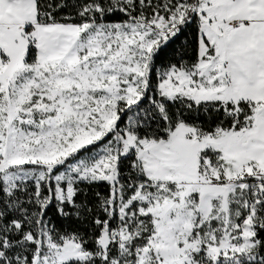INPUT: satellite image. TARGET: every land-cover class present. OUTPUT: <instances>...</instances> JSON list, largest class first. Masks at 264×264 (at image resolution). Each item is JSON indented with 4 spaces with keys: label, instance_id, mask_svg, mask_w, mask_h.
Here are the masks:
<instances>
[{
    "label": "snow or ice",
    "instance_id": "obj_1",
    "mask_svg": "<svg viewBox=\"0 0 264 264\" xmlns=\"http://www.w3.org/2000/svg\"><path fill=\"white\" fill-rule=\"evenodd\" d=\"M0 264H264V0H0Z\"/></svg>",
    "mask_w": 264,
    "mask_h": 264
}]
</instances>
